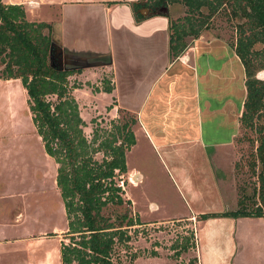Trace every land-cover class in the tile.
Segmentation results:
<instances>
[{
	"label": "crops",
	"instance_id": "obj_1",
	"mask_svg": "<svg viewBox=\"0 0 264 264\" xmlns=\"http://www.w3.org/2000/svg\"><path fill=\"white\" fill-rule=\"evenodd\" d=\"M1 2L21 4L27 20L50 24V63L74 71L68 79L77 78L76 83L88 88L71 90L77 104V91L83 94L78 107L84 104V98H91L97 110L104 106L112 111L124 109L132 118V146L141 133L168 159L189 155L191 162H197L203 150L208 148L216 154V149L230 144L245 91L239 60L222 39H202L199 35L171 59L167 14L161 9L165 7L154 15L137 18L135 14H141L143 7L134 11L133 1L127 0ZM211 50L215 52L212 54ZM221 55L223 61L219 59ZM10 80L15 79L0 78L4 85ZM104 87L110 90L105 91ZM7 154L8 150L0 147V172L7 167ZM125 165L128 184H135L140 179L138 170L129 168L126 157ZM192 168L177 165L175 170ZM6 186L0 176V264H60L59 247L65 240L61 236L66 221L51 230L25 229L21 190L15 185L8 191ZM207 188L213 189L209 183ZM149 205L155 207L154 202ZM222 210L145 222L195 220L198 214ZM234 222L227 217L196 220L197 264H233ZM200 224L202 234L197 233ZM49 238L55 242L50 243Z\"/></svg>",
	"mask_w": 264,
	"mask_h": 264
},
{
	"label": "trees",
	"instance_id": "obj_2",
	"mask_svg": "<svg viewBox=\"0 0 264 264\" xmlns=\"http://www.w3.org/2000/svg\"><path fill=\"white\" fill-rule=\"evenodd\" d=\"M174 3L181 4L184 11L181 17H167L171 59L187 47L186 38L192 41L210 27L217 12L237 20L233 25L234 40L227 42L243 71L245 94L237 122L254 132L250 142L255 145L248 167L255 179L249 194L245 195L246 189L241 187L234 210L201 213L196 219H264V79L257 76L264 71V0H144L132 4V9L143 7L155 12ZM135 16L142 17L140 13ZM50 45V24L29 21L21 4H4L0 0V78L19 79L33 128L44 152L56 164L54 180L63 204V235L67 238V242H60V264H115L111 258L114 247L129 239L125 227L141 223L128 216V210L113 217L102 212L107 205L120 206L124 202L120 186L113 179L126 172L124 151L134 144L132 119L113 124L104 136L94 130L87 140L71 94L79 83H69L68 77L74 71L50 63ZM98 151L102 153L100 161L92 158ZM193 235L189 229L180 241L175 239V255L193 249Z\"/></svg>",
	"mask_w": 264,
	"mask_h": 264
},
{
	"label": "rangeland",
	"instance_id": "obj_3",
	"mask_svg": "<svg viewBox=\"0 0 264 264\" xmlns=\"http://www.w3.org/2000/svg\"><path fill=\"white\" fill-rule=\"evenodd\" d=\"M127 1H133L134 4L144 0ZM161 9L169 19L181 17L184 11V7L179 3ZM156 11L142 9L141 15L151 16ZM236 21L229 20L222 11H219L212 17L210 27L200 33V38L218 37L225 43L232 42L233 25ZM186 40L187 45L193 42L189 38ZM258 47L259 45L255 46ZM211 52L213 54L215 50ZM215 56H218V53ZM223 58L224 56H219L221 61ZM225 59L227 60L226 56ZM216 62L220 61L217 59ZM213 66L218 67L216 63ZM257 76L264 79V71H259ZM72 79L69 78V83L77 82V78ZM78 83V88L88 89ZM24 93L18 79L10 80L5 85L0 82V147L8 150L7 167L0 172V176L7 182L5 190L9 191L15 185L21 190L24 209L22 224L25 229L51 230L52 226H63L65 220L62 200L54 183L56 164L42 148L27 112ZM78 94L77 106L83 95L77 91ZM83 103L80 108L78 107V112L84 122L82 131L87 140L91 138L94 130L98 135L104 136V132L112 130L113 124L120 125L132 119L129 113L121 108L112 111L104 106L97 110L91 98L89 100L84 98ZM253 137L252 130L238 126L237 122V130L228 146L216 149V154L207 148L202 151L197 162H191L189 155L173 156L168 159L139 133L135 145L130 146L131 149L130 147L126 149L124 156L126 152L127 165L130 169L138 170L140 179L135 184H128L129 176L126 172L120 176L115 175L113 181L117 184L122 182L120 195L124 202L120 206L107 205L102 212L113 217L116 213L128 210V216L138 219L141 223L125 227L129 239L127 242L116 244L111 255L112 261L115 264H197L194 235L193 249L189 248L175 255L174 247L175 239L180 241V237L186 235L187 230L194 231L198 219L187 221L169 219L151 224L146 222L193 214L197 211L234 210L237 207L240 188L244 187L245 195L249 194L251 183L255 179L248 167L250 153L255 145L250 142ZM92 158L100 161L101 151L94 153ZM175 164L187 170L193 168L190 171H176ZM132 181L134 182L133 179ZM208 183L213 191L207 188ZM126 200L129 203H125ZM150 202L155 203L154 208L149 205ZM231 219L235 220L233 231L236 248L233 264H264V219L261 217ZM202 225L198 226V234L201 233ZM61 237L67 242L64 235ZM49 241L52 244L55 242L53 238H49Z\"/></svg>",
	"mask_w": 264,
	"mask_h": 264
},
{
	"label": "built area",
	"instance_id": "obj_4",
	"mask_svg": "<svg viewBox=\"0 0 264 264\" xmlns=\"http://www.w3.org/2000/svg\"><path fill=\"white\" fill-rule=\"evenodd\" d=\"M143 9H144L145 11L147 10L146 8H143ZM141 14H143V13H142V10H141ZM118 185H119V186H122V182L119 183Z\"/></svg>",
	"mask_w": 264,
	"mask_h": 264
}]
</instances>
